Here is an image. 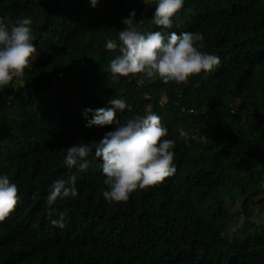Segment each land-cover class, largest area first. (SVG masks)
Here are the masks:
<instances>
[{
	"label": "trees",
	"instance_id": "16d2710c",
	"mask_svg": "<svg viewBox=\"0 0 264 264\" xmlns=\"http://www.w3.org/2000/svg\"><path fill=\"white\" fill-rule=\"evenodd\" d=\"M132 11L143 32L161 30L143 0H0V17L32 19L39 51L0 88V175L19 196L0 221V264H264V0H185L167 31L203 34L201 51L221 63L184 83L109 71L117 53L106 41ZM52 84L58 93L42 102ZM112 97L131 108L122 121L162 118L177 171L110 203L92 142L115 125L88 127L85 110ZM82 141L93 148L83 171L63 162ZM73 175L78 196L49 206L54 182ZM238 200L243 223L227 236ZM60 213L64 228L52 225Z\"/></svg>",
	"mask_w": 264,
	"mask_h": 264
},
{
	"label": "clouds",
	"instance_id": "9594fccd",
	"mask_svg": "<svg viewBox=\"0 0 264 264\" xmlns=\"http://www.w3.org/2000/svg\"><path fill=\"white\" fill-rule=\"evenodd\" d=\"M99 0H91L93 7ZM148 6H155L152 23L157 31L143 32L144 21H136L132 11L122 22L126 27L118 32V39L109 38L105 48L117 54L109 62V71L121 77H135L143 74L147 78L159 77L163 83H184L203 72H211L221 61L219 56L205 51L199 32H169L174 18L181 11L185 0H143ZM31 18L21 16L15 20L0 17V88L10 86L14 79L21 78L25 69L31 67L37 49ZM110 107L85 110V116L92 114L87 126H111L114 131L106 132L101 140L93 141L95 156L102 160L103 192L108 202L127 201L137 189L157 186L175 175V141L167 139L169 130L162 124V118L154 112L136 114L122 121L117 113H123L130 106L121 98H110ZM180 136H185L183 128ZM93 148L79 142L65 148L64 164L83 171L89 167L87 157ZM76 176L70 183L58 180L52 185L47 204L52 206L58 199L77 197ZM19 202L18 186L8 175H0V221L8 217ZM52 220L55 227L64 228V216Z\"/></svg>",
	"mask_w": 264,
	"mask_h": 264
},
{
	"label": "rangeland",
	"instance_id": "374dc122",
	"mask_svg": "<svg viewBox=\"0 0 264 264\" xmlns=\"http://www.w3.org/2000/svg\"><path fill=\"white\" fill-rule=\"evenodd\" d=\"M39 56V51L36 52L34 58L31 61V66L35 62V60ZM119 76V75H118ZM59 88L56 84H52L51 86H48L43 91L39 92V99L42 102L49 101L53 99L56 94L58 93ZM236 217L233 219V221L229 224L228 230H227V236H230L233 231H235L240 225L243 223L244 216L240 214V200L236 202L235 208Z\"/></svg>",
	"mask_w": 264,
	"mask_h": 264
}]
</instances>
